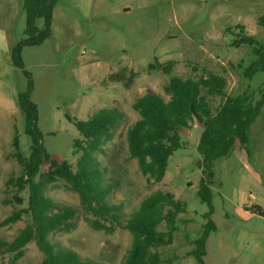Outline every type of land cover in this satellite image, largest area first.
Returning a JSON list of instances; mask_svg holds the SVG:
<instances>
[{
    "label": "rangeland",
    "instance_id": "obj_1",
    "mask_svg": "<svg viewBox=\"0 0 264 264\" xmlns=\"http://www.w3.org/2000/svg\"><path fill=\"white\" fill-rule=\"evenodd\" d=\"M22 4L23 0H0V240L12 241L29 220L22 215L3 222L27 202V190L18 191L14 181L21 166L13 144L17 135L21 152L29 154L30 138L17 102L18 92L26 87V70L33 82L31 99L43 145L53 158L68 160L73 167L79 155L72 153L73 141L80 134L66 114L84 120L100 107H119L122 112L113 138L96 153L105 181L115 185L108 201L121 205L119 223L105 222L110 232L92 228L86 218L95 217L85 213L76 192L57 180L47 185L46 195L73 207L76 217L70 231L50 234L52 243L96 264H121L131 235L120 223L144 196L161 189L186 206L172 242L159 248L171 264H197L191 251L206 213L214 228L206 240L204 264H264V106L249 127L247 145L236 141L229 153L214 161L210 207L198 196L204 177L196 149L201 123L191 120L180 132L181 146L170 155L157 183L146 181L126 144V130L138 118L133 100L146 92L167 97L162 85L173 75L197 78L211 71L225 76L230 95L246 92L252 104L261 97L264 66L246 76L243 72L258 57L248 44L232 41L240 33L264 43V26L257 21L264 15V0H58L50 36L39 45L23 46L24 66L19 68L12 63L11 48L26 36ZM155 60L174 61L171 73L150 70ZM120 72L125 76L118 77ZM210 100L215 105L219 97ZM47 167L44 160L41 171ZM15 195L21 196V203ZM255 205L262 215L250 209ZM43 257L34 240L24 245L19 258L0 247V264H40Z\"/></svg>",
    "mask_w": 264,
    "mask_h": 264
},
{
    "label": "trees",
    "instance_id": "obj_2",
    "mask_svg": "<svg viewBox=\"0 0 264 264\" xmlns=\"http://www.w3.org/2000/svg\"><path fill=\"white\" fill-rule=\"evenodd\" d=\"M57 1L23 0L26 36L11 48L14 66H24L21 56L23 46L39 45L50 36L52 12ZM257 21L264 26V15L258 16ZM239 35L232 41L233 44H248L258 57L243 72L251 76L260 65L264 66V43L249 35ZM173 66L172 60L165 63L155 60L148 68L169 74ZM24 73L27 83L25 89L18 92L17 102L24 115V132L30 138L29 154L26 156L21 152L17 135L13 144L14 157L21 166V173L14 181L18 191L27 190V202L26 206L14 210L3 222H14L22 215L29 220L12 241L0 240V247L14 252L15 258H19L24 245L34 240L44 256L40 264H96L81 258L74 250L56 246L49 240L53 232L70 231L75 227L76 210L56 203L46 195L45 190L47 185L57 180L64 181L68 188L78 194L85 213L95 217L86 218L92 228L112 231V227L105 222L119 223L121 205L108 201V195L115 185L105 181L96 153L101 152L103 144L113 138L114 129L122 116L121 109L100 107L84 120L66 114L80 134L73 141L72 153H79L73 167L70 161L55 159L45 149L42 133L37 126V106L31 99L33 82L29 72L24 70ZM130 75L133 76V72ZM117 76L124 77L125 73L120 72ZM226 87L225 76L211 71L197 78L173 75L162 85L167 97L157 92H146L133 100L132 108L138 118L126 130L127 150L129 157L136 159L138 169L147 182L162 180L170 155L181 146L180 132L189 128L191 120H197L202 125V132L196 149L201 171L206 178L200 179L198 196L210 207L208 184L213 176L214 161L229 153L236 141L242 147L247 145L249 127L264 106V93L252 104L246 92L230 95ZM215 96L219 97V101L212 105L210 99ZM44 160L48 161V167L46 171H41ZM9 180L13 181L11 178ZM15 197L21 203V196ZM185 208V203L169 191L157 189L144 196L129 217L120 223L131 235L121 264H171L172 259L162 257L159 248L172 242L179 214ZM250 209L262 215L259 205ZM205 217L204 229L194 240L191 251L197 264H204L206 240L214 228L207 213Z\"/></svg>",
    "mask_w": 264,
    "mask_h": 264
}]
</instances>
